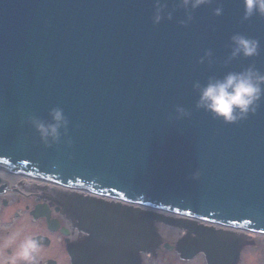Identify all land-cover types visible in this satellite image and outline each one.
Listing matches in <instances>:
<instances>
[{
	"label": "water",
	"instance_id": "obj_1",
	"mask_svg": "<svg viewBox=\"0 0 264 264\" xmlns=\"http://www.w3.org/2000/svg\"><path fill=\"white\" fill-rule=\"evenodd\" d=\"M153 2L0 0V172L264 234V106L225 124L195 109L192 89L252 63L264 71V17L244 21L242 0H223L219 17L202 6L182 27L177 9L153 25ZM237 32L260 40V56L225 67ZM206 49L211 67L197 63ZM178 105L191 117L175 119ZM56 106L71 147H45L25 123ZM203 251L232 264L216 240Z\"/></svg>",
	"mask_w": 264,
	"mask_h": 264
},
{
	"label": "flooded vegetation",
	"instance_id": "obj_2",
	"mask_svg": "<svg viewBox=\"0 0 264 264\" xmlns=\"http://www.w3.org/2000/svg\"><path fill=\"white\" fill-rule=\"evenodd\" d=\"M7 176L0 185L1 256L9 226L41 240V264H91L103 254H113L115 264H208L203 246L211 240L233 252L232 264H240L237 253L249 242L264 256L261 235Z\"/></svg>",
	"mask_w": 264,
	"mask_h": 264
},
{
	"label": "clouds",
	"instance_id": "obj_3",
	"mask_svg": "<svg viewBox=\"0 0 264 264\" xmlns=\"http://www.w3.org/2000/svg\"><path fill=\"white\" fill-rule=\"evenodd\" d=\"M242 20H250L253 16L264 17V0H242ZM215 5L212 14L219 17L223 14V0H154L152 4L151 21L159 25L163 20L172 21L177 9H182L184 18L178 23L187 27L194 20L193 13L202 6ZM226 47L229 54L223 60L227 67L233 61L243 57L246 59L260 56V40L241 33L232 34ZM214 53L206 49L199 57L197 63L208 62L211 67L215 62ZM192 89L196 93L195 109L208 113L213 119L225 124H235L247 120L249 116L256 115L264 106V71L255 63L243 67L239 71H226L221 75H209L204 83L194 81ZM175 119L190 118L192 113L183 106L175 107ZM171 119V117H170ZM38 134L40 142L45 147H52L60 143L72 146L69 136L70 120L64 109L56 106L49 109L47 118L43 119L35 114H30L26 121ZM193 179L197 175H193ZM2 247L5 250L0 256V264H41L39 256L41 240L34 235L25 234L23 227H6ZM11 251H8V250Z\"/></svg>",
	"mask_w": 264,
	"mask_h": 264
},
{
	"label": "rangeland",
	"instance_id": "obj_4",
	"mask_svg": "<svg viewBox=\"0 0 264 264\" xmlns=\"http://www.w3.org/2000/svg\"><path fill=\"white\" fill-rule=\"evenodd\" d=\"M262 238L264 239V237ZM262 238L255 237V239L258 240ZM250 243L251 242H249L245 248H242L238 251L237 253L238 262L240 264H264V256L260 254L259 249L249 246Z\"/></svg>",
	"mask_w": 264,
	"mask_h": 264
},
{
	"label": "bare ground",
	"instance_id": "obj_5",
	"mask_svg": "<svg viewBox=\"0 0 264 264\" xmlns=\"http://www.w3.org/2000/svg\"><path fill=\"white\" fill-rule=\"evenodd\" d=\"M8 177H9V176H7V175H5V174H3V173H0V180H1V181H4V182L8 181V180H9Z\"/></svg>",
	"mask_w": 264,
	"mask_h": 264
}]
</instances>
